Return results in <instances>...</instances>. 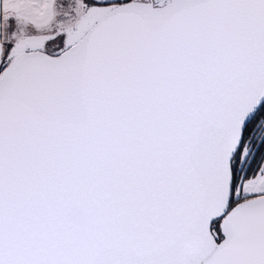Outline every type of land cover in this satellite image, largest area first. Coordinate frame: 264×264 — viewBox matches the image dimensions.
I'll return each mask as SVG.
<instances>
[{"label":"snow or ice","instance_id":"obj_1","mask_svg":"<svg viewBox=\"0 0 264 264\" xmlns=\"http://www.w3.org/2000/svg\"><path fill=\"white\" fill-rule=\"evenodd\" d=\"M0 264H264V0H0Z\"/></svg>","mask_w":264,"mask_h":264}]
</instances>
